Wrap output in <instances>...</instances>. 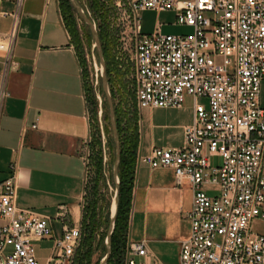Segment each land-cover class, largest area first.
<instances>
[{
    "label": "built area",
    "instance_id": "built-area-1",
    "mask_svg": "<svg viewBox=\"0 0 264 264\" xmlns=\"http://www.w3.org/2000/svg\"><path fill=\"white\" fill-rule=\"evenodd\" d=\"M116 5L123 10L120 39L133 62L136 109L179 108L187 96L192 100L183 145L154 147L138 157L150 168L173 169L175 186L192 190L190 234L180 241L177 264H264V233L255 227L264 224V0H119ZM146 10L173 11L176 24L191 32L163 34L157 22L153 32L144 33L140 13ZM15 28L14 15L13 27L0 40L5 64ZM7 95L0 86V104ZM91 139L90 130L85 145ZM83 159L86 183L88 158L83 154ZM209 186L216 192L209 193ZM17 188L11 162L0 182V264H76L81 224L64 223L56 235L50 217L16 205ZM126 236L119 264H150L145 242ZM47 238L52 247L40 262L33 243Z\"/></svg>",
    "mask_w": 264,
    "mask_h": 264
},
{
    "label": "crops",
    "instance_id": "crops-1",
    "mask_svg": "<svg viewBox=\"0 0 264 264\" xmlns=\"http://www.w3.org/2000/svg\"><path fill=\"white\" fill-rule=\"evenodd\" d=\"M17 2L0 0V40L14 15L16 22L7 64L0 52V86L8 94L0 104V182L15 162L16 205L50 217L59 235L64 223H81L82 150L90 133L86 93L60 0ZM133 115L126 134L134 147L126 239L145 242L150 264H177L180 241L190 234L192 190L175 186L173 169L150 168L138 157L154 147L183 145L192 100L187 96L179 108L135 107Z\"/></svg>",
    "mask_w": 264,
    "mask_h": 264
},
{
    "label": "rangeland",
    "instance_id": "rangeland-1",
    "mask_svg": "<svg viewBox=\"0 0 264 264\" xmlns=\"http://www.w3.org/2000/svg\"><path fill=\"white\" fill-rule=\"evenodd\" d=\"M89 17L96 23L107 66V78L115 107L119 135L124 140L134 122L135 94L133 89V62L129 48L122 45L120 34L124 29L119 0H78ZM121 4V2H120ZM61 11L70 33V43L80 62L86 93L92 139L82 150L87 156V177L82 199V240L77 252L76 264H98L105 253L104 237L108 225L109 205L113 192L111 164L114 145L108 119L107 101L102 91L98 58L87 26L78 18L66 0H60ZM122 5V4H121ZM142 31L151 33L157 22L162 24L163 34H187L189 27L175 22L173 11H151L140 13ZM261 104L264 106V81L260 87ZM213 164H220L213 158ZM131 197V195H130ZM128 226L121 221L123 231ZM264 233V224L255 225ZM36 257L43 262L49 254L52 242L49 239L33 243Z\"/></svg>",
    "mask_w": 264,
    "mask_h": 264
},
{
    "label": "water",
    "instance_id": "water-1",
    "mask_svg": "<svg viewBox=\"0 0 264 264\" xmlns=\"http://www.w3.org/2000/svg\"><path fill=\"white\" fill-rule=\"evenodd\" d=\"M68 1L75 10L78 18L87 26L93 41V46L96 50V54L98 58V72H99L102 91L107 101L111 139L114 145V154L111 164V178L113 182V192L109 205L108 225L104 237L105 253L98 263V264H107L108 258L111 253V236L114 231L115 221L119 206L120 179L118 174V167L121 157L120 138L118 134V127L115 116V107L112 100L111 90L107 78V66L104 58V52H103L97 25L89 17V15L84 10V8L82 7V5L78 0H68Z\"/></svg>",
    "mask_w": 264,
    "mask_h": 264
},
{
    "label": "trees",
    "instance_id": "trees-1",
    "mask_svg": "<svg viewBox=\"0 0 264 264\" xmlns=\"http://www.w3.org/2000/svg\"><path fill=\"white\" fill-rule=\"evenodd\" d=\"M66 1L70 5V7L73 8L69 3V1L68 0ZM117 127H118V123H117ZM118 134H119V127H118ZM119 138H120V148H121V157L118 167V174L120 179L119 206H118L114 231L111 236V253L108 258L107 264H119L120 261V257L125 242L126 227L124 228L123 225V231H121L119 225L121 221L126 222L129 203H130L131 184H132V175H133V161H134L133 144L131 143L130 138L129 139L126 138L123 140L120 135Z\"/></svg>",
    "mask_w": 264,
    "mask_h": 264
}]
</instances>
